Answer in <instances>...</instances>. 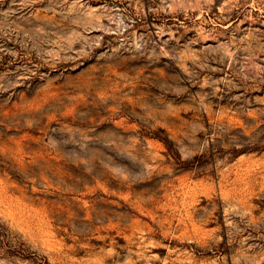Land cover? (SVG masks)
Wrapping results in <instances>:
<instances>
[{
	"label": "rangeland",
	"instance_id": "obj_1",
	"mask_svg": "<svg viewBox=\"0 0 264 264\" xmlns=\"http://www.w3.org/2000/svg\"><path fill=\"white\" fill-rule=\"evenodd\" d=\"M0 264H264V0H0Z\"/></svg>",
	"mask_w": 264,
	"mask_h": 264
}]
</instances>
